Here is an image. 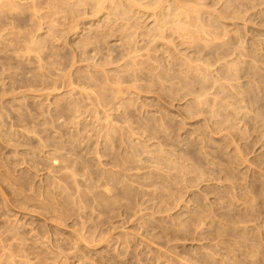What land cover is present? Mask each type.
<instances>
[{"label": "rangeland", "instance_id": "rangeland-1", "mask_svg": "<svg viewBox=\"0 0 264 264\" xmlns=\"http://www.w3.org/2000/svg\"><path fill=\"white\" fill-rule=\"evenodd\" d=\"M0 264H264V0H0Z\"/></svg>", "mask_w": 264, "mask_h": 264}]
</instances>
